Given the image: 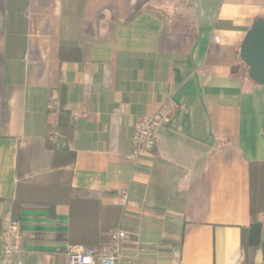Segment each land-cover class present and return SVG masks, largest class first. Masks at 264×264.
<instances>
[{
  "label": "crops",
  "instance_id": "0c3cea01",
  "mask_svg": "<svg viewBox=\"0 0 264 264\" xmlns=\"http://www.w3.org/2000/svg\"><path fill=\"white\" fill-rule=\"evenodd\" d=\"M258 18L264 0H0V229L19 220L23 264H68L74 235L95 246L113 228L120 264H245L241 229L264 204V86L239 48ZM170 99L153 150L129 159L138 119ZM60 108L68 167L47 148ZM66 168L97 193L94 217L73 222L68 192L49 186ZM261 220L247 264H264Z\"/></svg>",
  "mask_w": 264,
  "mask_h": 264
},
{
  "label": "built area",
  "instance_id": "2783aa9c",
  "mask_svg": "<svg viewBox=\"0 0 264 264\" xmlns=\"http://www.w3.org/2000/svg\"><path fill=\"white\" fill-rule=\"evenodd\" d=\"M175 109L176 104L170 99L162 103L157 112L143 115L138 119L132 133L131 148L127 154L129 159L137 161L142 154L153 150L155 129L167 124ZM117 200L124 207L127 203V191L119 192ZM126 240L127 235L123 230L113 228L109 232L108 243L98 250L83 244L71 245L67 250L68 264H120ZM23 254L20 222L7 213L1 218L0 264H23Z\"/></svg>",
  "mask_w": 264,
  "mask_h": 264
},
{
  "label": "trees",
  "instance_id": "16d2710c",
  "mask_svg": "<svg viewBox=\"0 0 264 264\" xmlns=\"http://www.w3.org/2000/svg\"><path fill=\"white\" fill-rule=\"evenodd\" d=\"M57 114V122L55 125V131L58 133L60 137H57L55 141H49L47 144V148H50L53 152V158L51 161V165L53 167L64 165L67 163V167L74 160V152L70 150L69 144L71 142L73 131H74V121L71 115V112L65 108H60ZM30 152H33L34 145H29ZM25 152L24 150L20 151V153ZM261 165V167H260ZM28 167V165H26ZM252 166H256L258 168L264 169L263 164H252ZM23 169L18 168V174H22ZM70 169L66 168L63 170L52 171L47 175L46 179L49 181V186L57 188H61L62 191L65 190L68 192L70 196V218L73 222L80 220V216L91 218L95 215V209L97 207V198L98 195L95 192H91L88 190L72 188L69 183ZM61 185V186H60ZM261 193L264 190V187L261 188ZM101 195H111L108 192H102ZM68 202V203H69ZM263 202H264V192H263ZM264 213V204L260 206V208H256L255 205L251 208V221L248 226L243 227L241 229V241H242V251L244 254V263L247 264L248 258L251 257L252 252L261 247L263 244L262 240V220L261 217ZM11 216L13 219H17L12 213ZM105 235H102L101 240L97 245H91V243H87V241H82L76 239L74 235L73 243L75 244H83L87 247H90L94 250H98L104 247L109 241V232ZM107 231V230H106Z\"/></svg>",
  "mask_w": 264,
  "mask_h": 264
},
{
  "label": "water",
  "instance_id": "95a60500",
  "mask_svg": "<svg viewBox=\"0 0 264 264\" xmlns=\"http://www.w3.org/2000/svg\"><path fill=\"white\" fill-rule=\"evenodd\" d=\"M239 57L248 67L249 78L264 86V18L256 19L246 32Z\"/></svg>",
  "mask_w": 264,
  "mask_h": 264
}]
</instances>
